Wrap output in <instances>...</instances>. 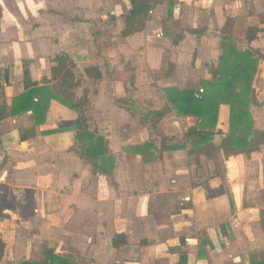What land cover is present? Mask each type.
Masks as SVG:
<instances>
[{"label":"crops","instance_id":"obj_1","mask_svg":"<svg viewBox=\"0 0 264 264\" xmlns=\"http://www.w3.org/2000/svg\"><path fill=\"white\" fill-rule=\"evenodd\" d=\"M130 7L131 0H0V101L9 105L0 121V263L40 262L43 244L73 253L78 264L262 259L264 143L250 157L227 156L230 106L221 104L217 150L190 154L200 120L179 113L168 91L204 87L197 85L213 80L223 54L249 50L258 60L250 111L264 129V0H155L145 29L123 36ZM61 54L83 78L74 92L87 91L89 131L108 141L102 170L76 150L78 113L54 95ZM91 66L103 77L88 76ZM26 68L45 114L22 105L11 113L27 91ZM164 106L171 111L159 118ZM24 129L34 135L22 140ZM116 234L126 237L117 247Z\"/></svg>","mask_w":264,"mask_h":264},{"label":"trees","instance_id":"obj_2","mask_svg":"<svg viewBox=\"0 0 264 264\" xmlns=\"http://www.w3.org/2000/svg\"><path fill=\"white\" fill-rule=\"evenodd\" d=\"M153 7H155V0H131V7L124 15L125 27L122 30V35L128 36L143 31L147 24L148 13ZM54 60L55 65L52 67V79L56 81L54 95L78 113L75 130L80 145L76 150L88 158L96 168L102 170L98 160L108 152V141L89 131L90 117L86 114L89 103L87 91L85 90L80 98L74 92V89L82 83L83 78L76 77L75 65L67 54L57 55ZM220 61L222 67L220 66V69L214 73L213 80L205 82L208 89L202 99L195 97V88L171 89L168 91V97L179 113L194 115L200 120L199 126L190 130V133L197 137L195 146L190 149V154L213 156L217 150L214 137L217 133L222 132L216 128L219 108L221 104H227L230 106V133L223 138L221 147L227 156L245 154L250 157L253 152L260 150L264 143V129L255 127L250 111L251 105L255 101L252 86L258 60L253 59V53L249 50L232 49L225 55L223 54ZM86 74L96 79L103 77L98 66L88 67ZM5 79L8 82V73H6ZM24 84L27 91L15 98L11 113L15 114V110L22 105L24 110L29 107L33 108L36 115L45 114V103H42L40 99L38 102L34 101L40 89L36 88L38 83L32 81L28 68L24 71ZM170 111L168 106H164L156 114L162 118ZM8 114L9 105L5 100L0 101V121ZM40 121L38 120V122ZM32 135H34L32 130L24 129L21 139L27 140ZM112 242L114 246H120L126 242V237L124 234H116ZM5 251L6 242L0 235V260L3 259ZM17 264H78V262L73 253L69 256H62L44 244L42 261L23 260ZM250 264H264V258H252Z\"/></svg>","mask_w":264,"mask_h":264},{"label":"built area","instance_id":"obj_3","mask_svg":"<svg viewBox=\"0 0 264 264\" xmlns=\"http://www.w3.org/2000/svg\"><path fill=\"white\" fill-rule=\"evenodd\" d=\"M149 14H153V10L151 9L149 11ZM206 90L204 87H198V89L195 91V97L198 99H202L204 94H205Z\"/></svg>","mask_w":264,"mask_h":264},{"label":"rangeland","instance_id":"obj_4","mask_svg":"<svg viewBox=\"0 0 264 264\" xmlns=\"http://www.w3.org/2000/svg\"><path fill=\"white\" fill-rule=\"evenodd\" d=\"M200 85H201V86H204V87L206 88V91H207V89H208V88H207L208 85H206L205 83L201 82V83H199L197 86H200ZM43 246H44V244H43ZM42 250H43V249H42ZM260 255H261L262 258H264V252H262ZM42 260H43V259H42ZM0 264H15V263H13V262H8V263H0Z\"/></svg>","mask_w":264,"mask_h":264}]
</instances>
